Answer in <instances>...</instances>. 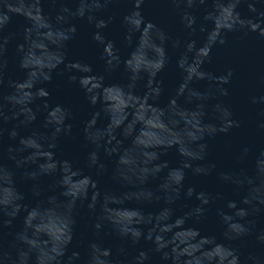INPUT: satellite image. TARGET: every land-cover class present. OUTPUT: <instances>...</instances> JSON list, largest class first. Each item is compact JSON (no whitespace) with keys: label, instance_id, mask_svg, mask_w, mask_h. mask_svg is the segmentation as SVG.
<instances>
[{"label":"water","instance_id":"water-1","mask_svg":"<svg viewBox=\"0 0 264 264\" xmlns=\"http://www.w3.org/2000/svg\"><path fill=\"white\" fill-rule=\"evenodd\" d=\"M0 264H264V0H0Z\"/></svg>","mask_w":264,"mask_h":264}]
</instances>
